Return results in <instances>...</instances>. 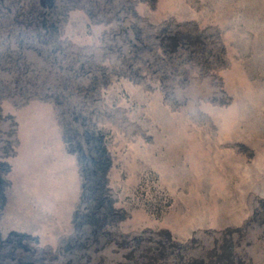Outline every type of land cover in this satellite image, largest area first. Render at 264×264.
Instances as JSON below:
<instances>
[{"label":"rangeland","instance_id":"rangeland-1","mask_svg":"<svg viewBox=\"0 0 264 264\" xmlns=\"http://www.w3.org/2000/svg\"><path fill=\"white\" fill-rule=\"evenodd\" d=\"M0 211L13 263L264 264V0H0Z\"/></svg>","mask_w":264,"mask_h":264},{"label":"bare ground","instance_id":"bare-ground-1","mask_svg":"<svg viewBox=\"0 0 264 264\" xmlns=\"http://www.w3.org/2000/svg\"><path fill=\"white\" fill-rule=\"evenodd\" d=\"M48 143V142H47ZM54 143V142H53ZM38 150V149H37ZM53 150V149H52ZM55 150H57V149H55ZM58 153V152H57ZM56 153V154H57ZM56 156H58V155H56ZM52 164V163H51ZM50 164V165H51ZM55 164V163H54ZM57 165H58V163H57ZM56 166V165H55ZM34 167H35V165H34ZM54 167V166H53ZM26 168H28V167H26ZM52 168V167H51ZM3 177V176H2ZM5 182V181H4ZM4 188V187H3ZM39 191H37L36 193H38V194H48V196H47V199H51V203L50 204H52L53 206L52 207H55L56 208V206L54 205V204H56L57 206H58V198L55 196V197H53V195H58V192L56 193V191L53 193L52 192V190L51 189H46V190H44L43 191V189H38ZM57 191H58V189H57ZM53 199H55V203H53ZM45 200V199H44ZM15 202V201H14ZM45 202V201H44ZM16 208V207H15ZM8 211H10V207H9V203H8V206L6 205V207H5V209H4V213H8ZM1 212V211H0ZM33 217V216H32ZM35 217V216H34ZM53 217H55V216H53ZM57 217H58V214H57ZM54 219V218H53ZM27 221V220H26ZM51 221V220H50ZM56 223V222H55ZM2 226V225H1ZM1 226H0V228H1ZM56 226V225H55ZM8 227V226H7ZM58 227V226H57ZM2 230V229H1ZM57 232V231H56ZM1 233L2 232H0V242H3L4 241V239H3V237L1 236ZM51 233H52V231H51ZM55 233V232H54ZM53 233V237L55 236V234ZM2 234H4V233H2ZM49 234V233H48ZM6 235V234H5ZM11 235H15V234H11ZM16 235H17V233H16ZM18 236H21V235H17L16 237H18ZM23 236V235H22ZM51 236V237H52ZM56 236H58V235H56ZM55 236V237H56ZM8 237V236H7ZM157 244V243H156ZM47 246V245H46ZM158 246V245H157ZM158 247H160V246H158ZM157 248V247H156ZM161 248H163V247H161ZM35 250V249H34ZM41 250V249H40ZM147 250V249H146ZM231 250V252L229 251L226 255H225V258H224V262H223V264H236L237 262L235 261V259L237 258L236 257V253L234 252V250L232 251V249H230ZM37 251V250H36ZM52 251V250H51ZM163 251V250H162ZM39 252V251H38ZM57 252V251H56ZM135 253V252H134ZM42 255V254H41ZM46 255V254H45ZM30 257V256H29ZM50 257V256H49ZM236 257V258H235ZM44 259H46V261L44 260ZM36 261H23V260H21V261H17V262H15V263H13V261H12V259H11V257H9L8 255H6V253H0V264H44L45 262H47V263H52L51 261H47V258H43L42 256L41 257H39V258H36L35 259ZM45 261V262H44ZM239 261V260H238Z\"/></svg>","mask_w":264,"mask_h":264}]
</instances>
